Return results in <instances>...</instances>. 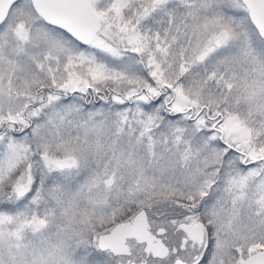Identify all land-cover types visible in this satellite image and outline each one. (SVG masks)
<instances>
[{
	"label": "snow or ice",
	"instance_id": "snow-or-ice-1",
	"mask_svg": "<svg viewBox=\"0 0 264 264\" xmlns=\"http://www.w3.org/2000/svg\"><path fill=\"white\" fill-rule=\"evenodd\" d=\"M0 264H264V0H0Z\"/></svg>",
	"mask_w": 264,
	"mask_h": 264
}]
</instances>
